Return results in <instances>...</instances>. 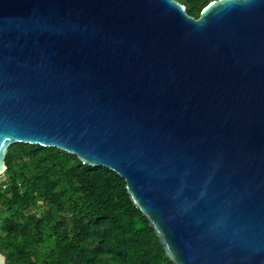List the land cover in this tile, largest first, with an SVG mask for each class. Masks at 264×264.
Returning <instances> with one entry per match:
<instances>
[{"label": "water", "instance_id": "obj_1", "mask_svg": "<svg viewBox=\"0 0 264 264\" xmlns=\"http://www.w3.org/2000/svg\"><path fill=\"white\" fill-rule=\"evenodd\" d=\"M14 143L116 171L174 264H264V0H0Z\"/></svg>", "mask_w": 264, "mask_h": 264}, {"label": "trees", "instance_id": "obj_2", "mask_svg": "<svg viewBox=\"0 0 264 264\" xmlns=\"http://www.w3.org/2000/svg\"><path fill=\"white\" fill-rule=\"evenodd\" d=\"M180 1L198 17L211 0ZM6 163V264H174L113 169L32 143L12 144ZM64 211L72 213L69 221L58 218Z\"/></svg>", "mask_w": 264, "mask_h": 264}, {"label": "rangeland", "instance_id": "obj_3", "mask_svg": "<svg viewBox=\"0 0 264 264\" xmlns=\"http://www.w3.org/2000/svg\"><path fill=\"white\" fill-rule=\"evenodd\" d=\"M6 180H7V175L4 172L0 175V183L5 182ZM8 211L9 209L6 207V205L0 202V226L4 216L8 213ZM58 218L64 221H69L72 218V213L69 211H64L63 213L58 215Z\"/></svg>", "mask_w": 264, "mask_h": 264}]
</instances>
